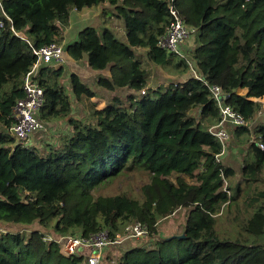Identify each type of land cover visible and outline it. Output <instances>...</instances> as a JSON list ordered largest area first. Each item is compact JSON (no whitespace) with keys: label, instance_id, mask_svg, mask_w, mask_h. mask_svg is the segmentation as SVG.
<instances>
[{"label":"trees","instance_id":"obj_1","mask_svg":"<svg viewBox=\"0 0 264 264\" xmlns=\"http://www.w3.org/2000/svg\"><path fill=\"white\" fill-rule=\"evenodd\" d=\"M189 1L172 0L184 22L195 28L188 59L251 123L232 129L235 145L245 143L244 153L251 155L242 162V181L262 184L245 202V216L237 221L241 182L232 193L229 183V194L222 189L220 170L226 177L234 168L215 160L220 144L208 126L218 120V108L206 85L190 75L149 86L152 69L174 57L157 45L172 19L169 0H0V264H84L81 255L63 254L57 242L45 240L40 228L87 236L140 221L152 235L160 218L182 207L188 208L183 236L162 240L158 249L130 239L121 244L124 249L115 246L122 249L119 255L103 261L264 264V147L258 146H264V0ZM99 4L112 7L123 20L127 44L108 29L99 33L86 26L75 40L62 44L63 50L94 70H109V76L96 77L99 86L133 91L114 95L100 108L90 102L85 116L73 117L75 98L96 97L95 91L75 72L66 74L65 66L42 63L33 74L43 90L37 116L45 125L63 119L68 130L41 150L16 140L9 132L12 108L24 97L23 78L36 60L32 50L61 43L70 12ZM134 48L145 51L150 67L135 57ZM66 75L69 92L62 84ZM137 167L149 177L139 197L92 194ZM224 218L234 229H216Z\"/></svg>","mask_w":264,"mask_h":264},{"label":"built area","instance_id":"obj_2","mask_svg":"<svg viewBox=\"0 0 264 264\" xmlns=\"http://www.w3.org/2000/svg\"><path fill=\"white\" fill-rule=\"evenodd\" d=\"M168 10L172 19L169 25L159 35L157 45L164 49L168 54L178 57L182 60L186 69L191 76L201 80L208 88L209 97L215 102L218 108V120L216 123L208 126V132L219 142L220 152L215 154V160L221 161V156L226 151V146L230 138V129L241 126H248L247 120L241 113L234 110L228 103V95L217 84H211L204 80L194 69L192 62L183 53L181 46L183 41L194 34L195 28L184 22L176 8L173 6L172 0L168 2ZM33 53L36 60L32 68L23 78L22 88L24 97L16 101L12 108L13 123L9 127V132L18 141L26 143L28 137L37 132L43 122L38 118V111L43 103V90L33 78V74L37 67L42 63H58L63 57V47L61 43L49 42L39 48H34ZM142 92H144L142 90ZM259 148H263V143H258ZM220 175L225 182L223 171ZM222 184V189L229 194L228 189ZM148 233L146 224L140 221H133L121 230L110 233L108 229H101L87 236L81 234H45L44 239L47 241H55L60 245L63 254H77L83 257L84 264H102L104 254L107 247L119 246L127 240L139 239Z\"/></svg>","mask_w":264,"mask_h":264},{"label":"rangeland","instance_id":"obj_3","mask_svg":"<svg viewBox=\"0 0 264 264\" xmlns=\"http://www.w3.org/2000/svg\"><path fill=\"white\" fill-rule=\"evenodd\" d=\"M185 3H190V1L186 0ZM83 11L84 12L94 11L95 15H92V17L90 16V18L87 19L88 21H84L83 24H81V26L79 27V30L86 26H91L95 28L97 32L99 33L102 32L104 29H108L114 34L115 38L120 43L127 44L126 28H125L124 22L122 19L112 14V7H108V5H105V4L104 5L99 4L96 6L83 7ZM73 25L78 26L79 24L73 23ZM191 39H192V35L189 36L186 40H184L182 44V50H184L183 53L186 56H187L189 46L192 42ZM134 50H135L134 51L135 57L138 60H140L142 65L146 68L150 67V63L145 56V51L142 48H134ZM63 55H67V53L64 51ZM177 63L179 65H177ZM184 64L185 63H183V61H181L178 57H173L172 59H170V61L166 65L157 66L153 68L150 74V77H149V86H152V87H155L158 85L165 86L169 84L170 82L183 81L186 78V76L189 75V71H187L186 66H184ZM45 75L46 73H44L42 76L45 77ZM100 75L109 76V75H103V74H100ZM82 80L87 84L88 87H90L92 90L95 91L96 97H94V99L96 101L94 102V105L97 108L102 107L103 105V102L101 100L102 98L106 97L105 100L108 101L116 94L125 95L126 93V91H124L125 89H120L116 91L107 90L99 86L96 83V79H94V77L90 75H87ZM62 84L64 85L65 89L69 92L70 88H69L68 83H62ZM132 91H133L132 89L127 88V93L132 92ZM77 102L74 103V107H73L74 112L72 113V115L73 117H76L77 115H82L83 117L85 116V113L88 110H90V103H88V106L86 107L87 110H84V112H81L78 106L79 103ZM195 111H196L195 109H192L190 113L193 114L195 113ZM259 114H260L259 116L261 117L263 116L262 115L263 113L260 112ZM260 119H257V121H260ZM62 120L63 119H59L56 122L54 121L52 123H46V125L43 124V126L36 133L31 134L26 141H28L31 144V146L36 147L37 150L43 149V147L45 146L44 145L45 142L49 143L50 141H52L51 143H53L57 141L58 133H64L67 131L65 124H64V120L63 121ZM250 124L248 126H250ZM238 146L240 148V151L237 153L234 150V155H233L234 160H230L226 162L228 165H231L234 168V173L224 178L225 182L223 185H225V183L226 185L229 183V185L231 186L230 192L232 193L236 189L235 188L236 184L238 182H241V190H240V193L237 199L238 201L237 208L240 209L239 214H237L239 216L237 221H240L245 216L244 215L245 202L247 201L249 195H251V193H253L255 189L262 184L260 182H257L256 184H252V183L246 184L244 183L245 181H242L241 179L242 162H244L245 159L246 160L251 159V155L244 153V150L247 149V146L245 143L238 144ZM225 154H227V149H226ZM137 168H138L137 171L132 170L128 174L121 173L119 174V176L113 179H110L107 183L99 185L97 188H95L92 191V194L95 196L97 195L106 196V195L127 193L128 195H131L133 197H139L140 186L144 184L145 182H149V177L147 176L148 172L146 170H143L140 167H137ZM185 179L187 182H194L193 179H190L188 177H185ZM170 180L176 183L177 175H172L170 177ZM187 211H188V208L182 207L174 211V213H172L171 215H168L164 218H160L157 222L156 233L140 238L139 240H137V242H139L138 244H141V245L148 244L147 245L148 247L158 249L159 244L162 240L167 239L170 236H178V237L182 236L183 229L186 225V212ZM236 213L237 211L234 209L233 214H236ZM231 217H234V216H231ZM233 227H234V223L233 222L231 223L226 218H224L223 221H220L216 224V229H219L220 231L223 230V231L229 232L231 231V228ZM40 229L44 233H47L49 235H54V234H51V232L44 231L43 228H40ZM234 231H236V229ZM223 234L225 233L223 232ZM176 245L177 243H174L172 249L168 250L166 254L167 255L172 254ZM129 246H132V243H129ZM178 246L176 248H178ZM124 248H126V245L124 246ZM109 259H106L104 261V264H111Z\"/></svg>","mask_w":264,"mask_h":264},{"label":"crops","instance_id":"obj_4","mask_svg":"<svg viewBox=\"0 0 264 264\" xmlns=\"http://www.w3.org/2000/svg\"><path fill=\"white\" fill-rule=\"evenodd\" d=\"M105 4H107V3H105ZM87 15H88V17H87ZM92 15H95L94 11H92V12H84L83 8L80 9V10H72L70 12L69 24L64 29V31L62 33L63 34V40L61 41L62 44H65V43H67L69 41L75 40L76 37H77V33L79 31V27L81 26V24H83L84 21H88L87 19H89L90 16L92 17ZM73 23H78L79 25L78 26H74ZM77 27H78V29H77ZM181 48H182V46H181ZM50 65H53V66L63 65V66H65V73L66 74L69 73V72H75L81 79H84V77H86L87 75H90V76L94 77V79H96L98 74L99 75L100 74L110 75L109 70H107V69L94 70V69H92V68H90L88 66V64H87L85 59L75 60V59L71 58L68 54L67 55H63L62 60L60 62L53 63V64H50ZM187 71H188V69H187ZM176 73H177V71H176ZM190 75H191V73L189 72V75L186 76L185 79H187ZM67 82H68V78H67V75H66L63 78V83H67ZM121 89H123V88H121ZM124 89L127 90V88H124ZM105 98L101 99L102 102H103V105H105V101H106ZM75 100H76V102L78 101L77 103H79L78 106H79V109L81 110V112H84V110H87L86 107L88 106V103H90V102L92 103V102L96 101L94 99V97L88 98L85 95H80L79 98H75ZM73 109L74 108L72 107L71 115L74 112ZM76 117H82V115H77ZM64 124H65L66 130H68L67 124L65 122H64ZM230 133H231L230 134V138H229V141H228L227 146H226L227 154H225L226 153V151H225L224 154L221 156V161L224 164H226V165H228L226 163L227 161L234 160V157H233L234 150L237 153L240 151L239 146L235 145L236 140H237V136L235 135V132L231 130ZM26 144L29 145L30 143L27 141ZM232 150H233V152H232ZM186 217H187V215H186ZM120 248H122V245H121ZM120 248L119 247H113V246L107 247L106 250L103 252L104 258L107 257V256L113 258V256L119 255L120 250H122ZM103 263H104V261H103Z\"/></svg>","mask_w":264,"mask_h":264},{"label":"water","instance_id":"obj_5","mask_svg":"<svg viewBox=\"0 0 264 264\" xmlns=\"http://www.w3.org/2000/svg\"><path fill=\"white\" fill-rule=\"evenodd\" d=\"M183 236V235H182Z\"/></svg>","mask_w":264,"mask_h":264}]
</instances>
